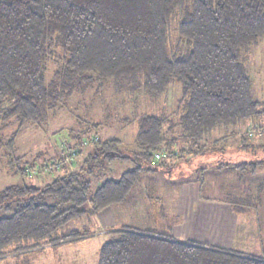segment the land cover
<instances>
[{"label": "trees", "instance_id": "1", "mask_svg": "<svg viewBox=\"0 0 264 264\" xmlns=\"http://www.w3.org/2000/svg\"><path fill=\"white\" fill-rule=\"evenodd\" d=\"M173 26L179 39L170 51ZM261 40L264 0H0V148L14 157L20 129L43 125L76 93L85 94L96 83L102 88L105 82L116 93L142 89L153 99L179 84L185 101L182 141L196 148L221 127L261 116L264 104L253 98L244 62ZM52 62L57 68L48 80ZM12 123L18 128L6 140L1 133ZM137 123L134 155L122 152L119 139L101 140L96 134L82 139L86 130L71 147L77 156L84 154L77 171L60 167L44 187L23 184L0 191V255L13 245L82 241L85 235L79 231L58 232L85 215L88 204L99 213L126 203L142 173L164 172L163 158L154 162L168 142L165 119L144 115ZM251 149H243L253 152L251 161L217 167L255 171L264 165V146ZM23 158L10 163L22 177L32 176L22 167ZM117 161L134 168L119 180L99 182L92 191V179ZM112 235L100 248L98 264H264L262 257L179 242L170 235L128 228Z\"/></svg>", "mask_w": 264, "mask_h": 264}, {"label": "rangeland", "instance_id": "2", "mask_svg": "<svg viewBox=\"0 0 264 264\" xmlns=\"http://www.w3.org/2000/svg\"><path fill=\"white\" fill-rule=\"evenodd\" d=\"M178 39L176 27L173 26L168 44L170 51H175ZM244 62L253 81V98L264 104V40L251 48L250 56L245 58ZM56 68L54 62L48 64V80ZM98 85L96 83L85 94L76 93L64 107L50 112L47 122L43 125L28 124L20 129L14 157H11L8 149L0 148V191L9 186L23 184L44 187L53 177L60 174L56 172L60 167H66L65 169L71 172L77 171L78 165L84 160V154L77 156L76 148L71 147L75 144L74 137L86 130L89 134L82 135V139L94 134L101 140L119 139L122 142V152L125 155H134L137 150L135 139L139 129L137 121L144 115L162 116L166 121L164 132L168 142L166 141V147L157 153L161 156L156 158L157 161L154 163L159 164V160L163 158L166 163L165 167L162 166L164 172L156 173L168 174V179L189 181L193 176H199L206 178L207 189L209 186V189L215 188L211 180L215 183L224 180V177L228 181L234 178L232 173L227 171L234 168L228 166L224 172H219L218 169L221 168L217 167L218 163L251 161L253 158L250 156L253 154L251 147L259 148L260 151L264 146V105L260 108L262 111L260 117L235 127H221L200 144L195 145L196 148L191 149L192 146L184 143L181 137L179 123L185 101L179 84L173 83L167 93L154 99L142 89L137 93H116L110 82H105L102 88ZM17 128V123H12L1 134L8 140ZM244 146L251 150H243ZM88 149L86 147V150ZM193 150L199 153L195 154ZM17 157H24L21 165L26 168L27 174L31 173L32 176L22 177L16 173L17 167L10 161ZM133 168L131 162L117 161L110 164L96 179H92L94 180L92 191H95L105 179L119 180L125 172ZM170 168L171 172L167 173ZM44 169L47 171L44 172ZM241 172L247 174L251 169L247 168ZM153 174L155 173H142L127 202L107 209L106 226L98 213L92 212V205L88 204L85 206V215L72 220L58 232V236H65L73 231L81 232L85 237L78 245L67 243L55 246L52 243H42L39 247L31 248L27 247V244H21L20 247H23L21 249L13 245L0 255V264H98L102 245L113 237L112 234L116 230L125 228L170 235L176 237L177 241L186 242V236L173 232L174 224L169 221L170 216L176 211L175 200L171 197L176 190L166 183L165 179ZM226 187L224 184V188L221 189L222 196L218 194L215 196L237 208H242L244 204L243 199L239 198L240 194L238 197L230 196ZM247 190L248 187H244L243 192ZM236 191L242 192L241 189ZM242 197L244 198V195ZM237 239L236 250L248 251L243 248L245 240L242 237ZM204 245L213 246L208 243Z\"/></svg>", "mask_w": 264, "mask_h": 264}, {"label": "crops", "instance_id": "3", "mask_svg": "<svg viewBox=\"0 0 264 264\" xmlns=\"http://www.w3.org/2000/svg\"><path fill=\"white\" fill-rule=\"evenodd\" d=\"M224 170L226 168L218 169L219 172H224ZM227 171L232 173L234 178L228 181L224 177V180L215 183L211 180L215 187L212 189H209L210 186L207 189L206 178H199V176H193L186 181L168 179V174L164 173L153 175L165 179L166 183L176 190L171 196L175 200L176 211L170 216L169 221L174 224L172 225L173 232L186 236V242L208 243L234 253L264 258V165L247 174L234 169ZM150 177L153 178V176ZM224 184L230 196L238 197L240 194L239 198L243 199L242 204H244L242 208H237L215 196L216 194L223 195H221V189L224 188ZM244 187H248L246 192H243ZM236 189H241L242 192ZM203 190H205V195ZM239 198L238 200L241 201ZM106 211L107 209L98 213L104 226L108 221L105 217ZM238 237L245 240L243 248L249 253L236 250ZM79 242L70 245H78Z\"/></svg>", "mask_w": 264, "mask_h": 264}, {"label": "built area", "instance_id": "4", "mask_svg": "<svg viewBox=\"0 0 264 264\" xmlns=\"http://www.w3.org/2000/svg\"><path fill=\"white\" fill-rule=\"evenodd\" d=\"M159 156H161V155L160 154H157V153L155 154V158H158Z\"/></svg>", "mask_w": 264, "mask_h": 264}]
</instances>
